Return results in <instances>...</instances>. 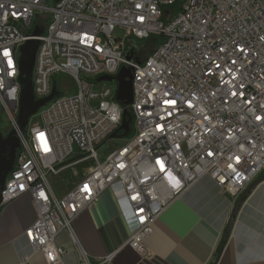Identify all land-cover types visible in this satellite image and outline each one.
<instances>
[{
	"label": "built area",
	"instance_id": "1",
	"mask_svg": "<svg viewBox=\"0 0 264 264\" xmlns=\"http://www.w3.org/2000/svg\"><path fill=\"white\" fill-rule=\"evenodd\" d=\"M175 2L0 0V111L19 143L0 208L31 198L36 219L24 235L47 264H64L62 231L78 247L77 264H110L114 254L91 262L73 229L107 190L124 197L133 218L126 245L144 256L154 221L198 180L207 176L237 196L264 171V0H182L163 18ZM116 28L122 41L112 37ZM152 36L161 41L147 56L128 43ZM26 42H38L35 100L57 91L58 75L74 92L58 93L21 130L18 58ZM122 67L131 70L134 133L104 153L123 107L116 81L100 78ZM83 163L88 173L57 196L51 178Z\"/></svg>",
	"mask_w": 264,
	"mask_h": 264
},
{
	"label": "crops",
	"instance_id": "2",
	"mask_svg": "<svg viewBox=\"0 0 264 264\" xmlns=\"http://www.w3.org/2000/svg\"><path fill=\"white\" fill-rule=\"evenodd\" d=\"M89 168L86 166L82 178ZM263 174L264 171L244 192ZM244 192L233 196L211 178H201L170 202L154 221L144 256L126 245L133 218L120 191H105L98 202L77 217L73 229L91 262L114 254L110 264H264V180L256 183L241 203L215 261L231 212ZM56 194L62 197L66 192ZM35 219L36 210L28 195L0 208V264H47L24 235ZM56 244L67 252L64 264H77L79 250L67 232L58 234Z\"/></svg>",
	"mask_w": 264,
	"mask_h": 264
},
{
	"label": "water",
	"instance_id": "3",
	"mask_svg": "<svg viewBox=\"0 0 264 264\" xmlns=\"http://www.w3.org/2000/svg\"><path fill=\"white\" fill-rule=\"evenodd\" d=\"M39 25H36L33 33L39 35L41 30ZM38 42H26L20 47V56L18 58V70H19V83L21 86L19 95V110L17 115V123L21 130L25 129L31 116L35 115L36 112L47 103H49L54 97L58 96V92L55 88L52 89L49 96L41 100H35L32 90V70L34 66L36 47ZM122 71H120L121 73ZM119 73V74H120ZM25 76V80L20 81V76ZM118 74V73H117ZM118 74V75H119ZM118 75L114 77H101V80L112 81L115 80L118 86ZM118 102H124L125 104H130L132 100L131 89L126 86V91L124 92L122 87L119 85L117 87V92L115 96ZM129 123H130V112L128 108L123 109L122 121L118 130L123 131V138L127 137L129 133ZM111 139H119L116 132L111 135ZM122 139V138H120ZM19 149V143L15 136L11 134L7 137H3L0 133V191L3 189L5 179L7 175L11 172L14 161L15 152Z\"/></svg>",
	"mask_w": 264,
	"mask_h": 264
},
{
	"label": "rangeland",
	"instance_id": "4",
	"mask_svg": "<svg viewBox=\"0 0 264 264\" xmlns=\"http://www.w3.org/2000/svg\"><path fill=\"white\" fill-rule=\"evenodd\" d=\"M53 4H54V0H46L47 6L51 7L53 6ZM124 36H125V31L121 28H116L115 31L112 33V37L114 39H118L121 41L124 39ZM128 43L130 46H134L136 48L143 45V43L140 44L139 42L130 41V40H128ZM120 71L122 72L120 73ZM118 74H117L118 75V86L120 85L124 92L126 91V86L128 85L131 89V70L126 67H122L120 68ZM55 80L57 82V91L58 93H60V95L72 94L74 92V89H73L74 85L72 84V81L68 77L64 75H58L56 76ZM115 84L116 82L114 81L110 82V85L112 86H114ZM32 117H33L32 121L37 120L36 115ZM132 128H133V125H132ZM132 128H131V133H130L131 135H133L134 133ZM0 133L3 136L9 135V134L13 136L11 127L8 121L6 120V118L4 117V115L1 113V111H0ZM122 141L123 140L112 139L110 142L105 143L101 151H103L104 153L112 151L113 149L118 148L121 145L120 143ZM69 163L70 162H67V164ZM86 166H90V164L83 163L76 167L68 168L67 170H64L63 172H61L59 175L52 177L50 182L52 184V187L56 191V193H59V192L67 193V191L74 185V183L76 181H79L80 178H82L83 171L86 169Z\"/></svg>",
	"mask_w": 264,
	"mask_h": 264
},
{
	"label": "trees",
	"instance_id": "5",
	"mask_svg": "<svg viewBox=\"0 0 264 264\" xmlns=\"http://www.w3.org/2000/svg\"><path fill=\"white\" fill-rule=\"evenodd\" d=\"M182 4V1L181 0H176V2L172 5V6H169L168 8H165L164 12H167L165 13L164 17L163 18H167L175 13H177L180 9V5ZM161 41V38L160 37H150L148 38V40H146L143 45H141L143 47L144 50H142L144 52V55L147 56L148 53ZM140 46V47H141ZM141 49V48H140ZM23 80H25V76L24 74L20 76V81L22 82ZM116 92H117V89H116ZM57 97V96H56ZM120 105L123 107V109L125 108H128L129 109V104H125L124 102H119ZM130 112V110H129ZM132 125H133V118H132V115L130 113V123H129V133L127 136L130 135L131 133V128H132ZM13 132V131H12ZM13 136H14V132L12 133ZM116 135L118 136V138H123V131L122 130H118L116 131ZM264 180V174L255 182L251 185V187L247 190V192H244V194L240 197V199L237 201V203L235 204L232 212H231V215H230V218L227 222V225H226V228L224 230V233H223V236L221 238V241L219 243V246L217 248V251H216V254H215V261H217L220 253H221V250L223 249V246L227 240V238L229 237V234H230V230H231V227H232V223L235 219V216H236V213L241 205V203L244 201V199L246 198L247 194L249 193L250 189H252V187L258 183L259 181H263Z\"/></svg>",
	"mask_w": 264,
	"mask_h": 264
},
{
	"label": "flooded vegetation",
	"instance_id": "6",
	"mask_svg": "<svg viewBox=\"0 0 264 264\" xmlns=\"http://www.w3.org/2000/svg\"><path fill=\"white\" fill-rule=\"evenodd\" d=\"M116 85H117V83H116ZM118 87V86H117ZM4 138L5 137H7V135L6 136H3ZM17 154H18V150H16V152H15V160H16V156H17ZM15 162V161H14Z\"/></svg>",
	"mask_w": 264,
	"mask_h": 264
}]
</instances>
